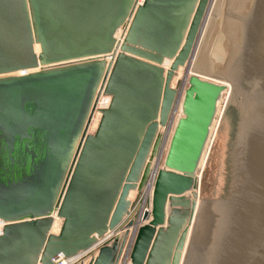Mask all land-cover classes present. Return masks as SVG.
<instances>
[{
  "label": "water",
  "instance_id": "1",
  "mask_svg": "<svg viewBox=\"0 0 264 264\" xmlns=\"http://www.w3.org/2000/svg\"><path fill=\"white\" fill-rule=\"evenodd\" d=\"M139 1L0 0V264H119L151 175L130 264H264V0Z\"/></svg>",
  "mask_w": 264,
  "mask_h": 264
},
{
  "label": "built area",
  "instance_id": "2",
  "mask_svg": "<svg viewBox=\"0 0 264 264\" xmlns=\"http://www.w3.org/2000/svg\"><path fill=\"white\" fill-rule=\"evenodd\" d=\"M142 2H143V0L139 1V3H142ZM123 31H124V28H120V30L117 33L118 39H120L122 37ZM110 101H111L110 96L104 95V94H102L100 96L98 103H97V106H96V109H95V112H94V115H93V118H92V121H91V124H90V127H89V130H88V133H94L95 132V130L97 129V127L99 125L101 116H102L101 110L104 108H107L110 104ZM179 105H180V102L176 106V109H175L173 116L170 118L169 126L167 128H164V133L166 134L165 135L166 137H165V141H164V148H163L162 156H164L166 154V151H167L166 148H168L169 141H170V138L172 136V134H171V136L169 138V134H167L168 133L167 131H168V128L172 125L175 117L178 114ZM168 138H169V140H168ZM167 140H168V144H167ZM166 145H167V147H166ZM159 166H161V164ZM154 182H155V175H151L147 184L145 185V187L143 188V190L140 194L137 192V190H132L135 192V196L132 199V198H130V195H129V198L132 202H135V204L131 208L130 214L125 217L124 221L122 222V224L118 228H116L112 231H109L103 238L99 239V242L96 243V245H94L92 250L97 249L104 242H106L108 240H112L113 238H115L117 236H120L122 238L123 235L127 231H129L119 264H130V257H129L130 250H131L132 245L134 244V241H135V236H136V231H137L138 225L145 222L144 221V214L147 211L151 210V200H152V195H153V190H154ZM148 200H149V204L147 205L146 201H148ZM140 203H141V205H140L139 210L137 212H135L137 205H139ZM143 207H145L146 209H143L141 211V209ZM132 221L134 222V224L132 226H130L129 224ZM6 224H7V222L0 219V235L3 233L4 227L6 226ZM80 258H81L80 256L74 257V258H66L63 255H58V257L56 259H54V263L55 264H76Z\"/></svg>",
  "mask_w": 264,
  "mask_h": 264
},
{
  "label": "bare ground",
  "instance_id": "3",
  "mask_svg": "<svg viewBox=\"0 0 264 264\" xmlns=\"http://www.w3.org/2000/svg\"><path fill=\"white\" fill-rule=\"evenodd\" d=\"M242 2V1H241ZM258 3V1L257 0H255V4H257ZM237 6H239V7H237ZM237 10H236V8L231 12L232 13V17L235 19H237V20H242L241 19V17H240V12H239V9L242 7V3H240V4H237ZM171 64V62L170 61H166V63H165V66L168 68L169 67V65ZM181 70H182V67L179 69V71H178V73H181ZM22 73V72H21ZM192 72H191V70H189V73L188 74H191ZM188 74L186 75V77L188 76ZM176 79V78H175ZM181 87V86H180ZM225 93V92H224ZM224 93H223V95H222V97H221V99L219 100V102H218V111H219V108H220V105H221V102H222V99H223V96H224ZM181 100H182V97H181V99H180V105H179V110H178V114H177V116L175 117V119H174V121H173V123H172V125L168 128V133L167 134H169V138H170V136H171V134H172V132H173V129H174V127H175V125H176V122H177V120H178V118L182 115V105H181ZM162 132H164V129H162ZM169 138H168V140H169ZM168 140H167V144H168ZM166 147H167V145H166ZM167 149V148H166ZM134 195H135V192L134 191H132L131 193H130V198H132L133 199V197H134ZM143 209H146L145 207H143L142 209H141V211L143 210ZM60 225H61V221L59 220V219H56V221H55V224H54V227H53V232H58L59 231V229H60ZM128 233H129V231H128ZM186 246H187V243H186ZM186 246H185V250H186ZM185 250H184V252H183V257H184V254H185Z\"/></svg>",
  "mask_w": 264,
  "mask_h": 264
},
{
  "label": "rangeland",
  "instance_id": "4",
  "mask_svg": "<svg viewBox=\"0 0 264 264\" xmlns=\"http://www.w3.org/2000/svg\"><path fill=\"white\" fill-rule=\"evenodd\" d=\"M178 71H179V70H178ZM187 72H188V70H187L186 67H182L181 73H178V72H177L176 76L174 77L173 83H172V86H173L174 88L178 87V89H179L180 86L182 87V84L185 83V82H183V80H184V78H185ZM188 76H189V74H188ZM188 76H187V77H188ZM175 78H176V79H175ZM182 82H183V83H182ZM187 85H188V82H186V83L184 84L185 88L187 87ZM181 87H180V88H181ZM182 91H184V90H182ZM182 93H183V92H182ZM178 108H179V107H178ZM161 165H162V163H161ZM134 196H135V195H134ZM133 198H134V197H133ZM146 203H147V205H148V204H149V200L146 201ZM140 205H141V203H140L139 205H137L135 212H137V211L139 210ZM184 250H185V249H184Z\"/></svg>",
  "mask_w": 264,
  "mask_h": 264
},
{
  "label": "trees",
  "instance_id": "5",
  "mask_svg": "<svg viewBox=\"0 0 264 264\" xmlns=\"http://www.w3.org/2000/svg\"><path fill=\"white\" fill-rule=\"evenodd\" d=\"M236 119H237V118H236ZM234 132H235V127H234ZM233 139H234V134H233ZM232 141H233V140H232ZM230 148H231V143H230ZM229 158H230V157H229ZM229 161H230V159H229ZM229 180H230V178H229ZM228 183H229V181H228ZM228 183H227V185H226V189H225L224 193H223L220 197H223V196L227 193Z\"/></svg>",
  "mask_w": 264,
  "mask_h": 264
},
{
  "label": "crops",
  "instance_id": "6",
  "mask_svg": "<svg viewBox=\"0 0 264 264\" xmlns=\"http://www.w3.org/2000/svg\"><path fill=\"white\" fill-rule=\"evenodd\" d=\"M88 261H89V258H87V260L85 261V263H88Z\"/></svg>",
  "mask_w": 264,
  "mask_h": 264
}]
</instances>
